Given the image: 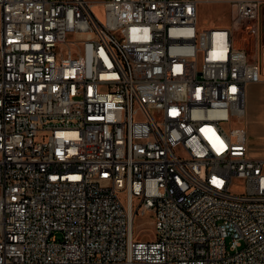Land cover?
<instances>
[{"label": "built area", "instance_id": "1", "mask_svg": "<svg viewBox=\"0 0 264 264\" xmlns=\"http://www.w3.org/2000/svg\"><path fill=\"white\" fill-rule=\"evenodd\" d=\"M231 4L0 0V264H264L260 2Z\"/></svg>", "mask_w": 264, "mask_h": 264}, {"label": "rangeland", "instance_id": "2", "mask_svg": "<svg viewBox=\"0 0 264 264\" xmlns=\"http://www.w3.org/2000/svg\"><path fill=\"white\" fill-rule=\"evenodd\" d=\"M94 12L99 19L104 20V9L100 6L94 7ZM229 17L226 10L223 11H203L198 14V23L203 28L225 25ZM235 45H240L235 41ZM249 47L248 41L242 44ZM256 85V86H255ZM240 125L246 131V152L252 157L264 156V74L260 73V81L254 85H247L245 89L244 115L240 120ZM236 185V184H235ZM236 187H238L236 185ZM233 191L237 190L233 187ZM237 192V191H235ZM135 233H141L142 239H150L154 234V227L148 215L138 218L135 223Z\"/></svg>", "mask_w": 264, "mask_h": 264}, {"label": "crops", "instance_id": "3", "mask_svg": "<svg viewBox=\"0 0 264 264\" xmlns=\"http://www.w3.org/2000/svg\"><path fill=\"white\" fill-rule=\"evenodd\" d=\"M236 0H197V14L203 11H230L231 2ZM260 2V8L258 11V35L256 39V53L259 64V81L260 73L264 74V0H258ZM226 24V23H225ZM258 81V82H259ZM257 83V82H256ZM256 83L246 84L244 87V108H245V89L247 85H254ZM256 86V85H255ZM245 129V128H244Z\"/></svg>", "mask_w": 264, "mask_h": 264}, {"label": "water", "instance_id": "4", "mask_svg": "<svg viewBox=\"0 0 264 264\" xmlns=\"http://www.w3.org/2000/svg\"><path fill=\"white\" fill-rule=\"evenodd\" d=\"M230 14H231V17L234 16V4L230 5Z\"/></svg>", "mask_w": 264, "mask_h": 264}]
</instances>
